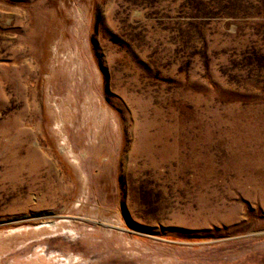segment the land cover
Instances as JSON below:
<instances>
[{
  "label": "rangeland",
  "instance_id": "374dc122",
  "mask_svg": "<svg viewBox=\"0 0 264 264\" xmlns=\"http://www.w3.org/2000/svg\"><path fill=\"white\" fill-rule=\"evenodd\" d=\"M0 264H264V0H0Z\"/></svg>",
  "mask_w": 264,
  "mask_h": 264
}]
</instances>
